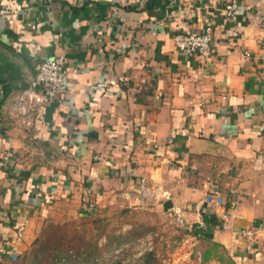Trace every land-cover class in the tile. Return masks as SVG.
<instances>
[{
	"label": "crops",
	"instance_id": "0c3cea01",
	"mask_svg": "<svg viewBox=\"0 0 264 264\" xmlns=\"http://www.w3.org/2000/svg\"><path fill=\"white\" fill-rule=\"evenodd\" d=\"M225 3L0 0L10 10L0 14V153L12 157L0 168V264L48 221L147 207L182 226L188 260L207 236L239 264H264V0H238L236 19ZM208 26L210 59L176 45ZM61 53L67 92L11 114L42 60ZM211 181L226 222L205 200ZM196 264L222 263L198 254Z\"/></svg>",
	"mask_w": 264,
	"mask_h": 264
},
{
	"label": "rangeland",
	"instance_id": "374dc122",
	"mask_svg": "<svg viewBox=\"0 0 264 264\" xmlns=\"http://www.w3.org/2000/svg\"><path fill=\"white\" fill-rule=\"evenodd\" d=\"M173 219L147 207L48 221L32 245L20 252L18 263L59 264L63 256L71 264H135L143 253L153 251L158 264H196L197 257L185 258L191 246Z\"/></svg>",
	"mask_w": 264,
	"mask_h": 264
},
{
	"label": "built area",
	"instance_id": "2783aa9c",
	"mask_svg": "<svg viewBox=\"0 0 264 264\" xmlns=\"http://www.w3.org/2000/svg\"><path fill=\"white\" fill-rule=\"evenodd\" d=\"M238 8V0H226L225 9L229 17L236 19ZM9 13L10 10L0 8V14L8 15ZM212 40V28L209 26L202 31L178 33L174 36V41L178 47H182L190 54H198L206 59H210L213 55ZM66 62L67 56L65 53L44 58L39 65L34 79L16 95L12 103L11 114L18 113L28 116L31 113H38L41 111L43 105L51 104L58 97L65 94L68 90L65 69ZM259 129L261 132H264V121L259 125ZM168 142L171 143L172 139L170 138ZM11 158L9 151L0 153V168L6 167ZM209 189L210 191L205 197L206 202L214 204L220 210L221 220L226 222L230 216V212L225 205V199L219 185L211 181L209 182ZM141 190L143 193L152 194L154 197L168 195L166 191H163L161 186L150 188L142 185ZM177 221L182 223V217L178 216ZM223 227L227 228L228 225L224 223ZM240 233L245 236L252 235L250 229H241ZM17 255L18 253L15 251H9L11 259H15Z\"/></svg>",
	"mask_w": 264,
	"mask_h": 264
},
{
	"label": "trees",
	"instance_id": "16d2710c",
	"mask_svg": "<svg viewBox=\"0 0 264 264\" xmlns=\"http://www.w3.org/2000/svg\"><path fill=\"white\" fill-rule=\"evenodd\" d=\"M198 254H201L203 263H207L210 259L216 257L221 260L222 264H239L237 259L228 253V250L224 246L207 236H201L199 243L196 244L193 256L198 257ZM20 255L19 253L15 259H11L10 257L6 258V264H19L18 260H20ZM154 257L155 252L146 251L136 259L135 264H158ZM58 262L59 264H71L70 260H67L63 256L59 258ZM32 264H35V262ZM36 264L39 263L37 262Z\"/></svg>",
	"mask_w": 264,
	"mask_h": 264
}]
</instances>
